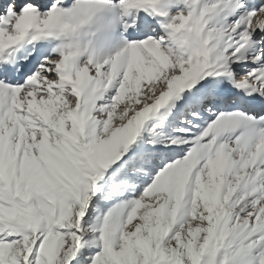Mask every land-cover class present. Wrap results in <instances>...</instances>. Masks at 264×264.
Returning <instances> with one entry per match:
<instances>
[{"label": "snow or ice", "instance_id": "1", "mask_svg": "<svg viewBox=\"0 0 264 264\" xmlns=\"http://www.w3.org/2000/svg\"><path fill=\"white\" fill-rule=\"evenodd\" d=\"M55 2L0 0V264H264V0L184 5L194 58L149 0L102 63L16 57Z\"/></svg>", "mask_w": 264, "mask_h": 264}, {"label": "clouds", "instance_id": "2", "mask_svg": "<svg viewBox=\"0 0 264 264\" xmlns=\"http://www.w3.org/2000/svg\"><path fill=\"white\" fill-rule=\"evenodd\" d=\"M191 0H182L187 6ZM165 0H149L148 7L161 17H169L164 27L166 38L172 45L171 58L176 61L181 57L194 58L205 52V38L202 37L196 22H177V17L186 12L169 13L163 7ZM50 13V14H49ZM128 6L124 0H72L68 7L61 6V0L42 14L46 21L43 36L55 41L53 51L57 56L51 63L83 66L89 62L102 63L118 51L126 30L125 17ZM111 46L114 50L106 54L105 49ZM54 202V197L49 196ZM85 234L89 230L85 229ZM111 239L112 233H103Z\"/></svg>", "mask_w": 264, "mask_h": 264}, {"label": "rangeland", "instance_id": "3", "mask_svg": "<svg viewBox=\"0 0 264 264\" xmlns=\"http://www.w3.org/2000/svg\"><path fill=\"white\" fill-rule=\"evenodd\" d=\"M71 3H72V0H63V3L61 6L68 7ZM177 6L174 9H172L171 11L168 10L169 13L171 14V13H175L178 10H180V11L184 10V4L182 3V0H178ZM167 19H170V16L167 18L161 17L159 15L155 16L154 20L157 22L156 27H159L158 29H160V24L165 22ZM33 33H34V30H29V34L25 37L24 41L21 42V45L19 46V50L15 53L16 57H20L21 55H23V52L25 50H32V56L30 57V59H32V58L38 59L42 55H46L52 51V49L55 45V41H53L51 39H48V41L46 42L47 47H41L40 44H35V46H34L33 43H29L30 36ZM33 46H34V50H33ZM113 50L114 49L111 46H109L108 48L105 49V53L106 54L111 53ZM20 62L25 63V64L27 63V61H20ZM7 82H9V83H13V82L23 83V79H20L18 81H7ZM97 245H98L97 247H94V248H91L88 250V255H94L95 252H98L99 250H101L102 241H97ZM84 251H85V249L82 248L81 251L78 252L77 256L72 261H70V264H78V262L81 259V253H83Z\"/></svg>", "mask_w": 264, "mask_h": 264}, {"label": "bare ground", "instance_id": "4", "mask_svg": "<svg viewBox=\"0 0 264 264\" xmlns=\"http://www.w3.org/2000/svg\"><path fill=\"white\" fill-rule=\"evenodd\" d=\"M178 5V0H165V3L163 5L164 8H166L167 10L171 11L172 9H174L176 6ZM178 7V6H177ZM177 9V8H176ZM159 27H157L158 29ZM74 262V261H73ZM70 264V262H69Z\"/></svg>", "mask_w": 264, "mask_h": 264}]
</instances>
